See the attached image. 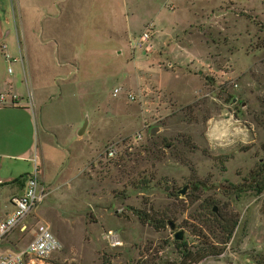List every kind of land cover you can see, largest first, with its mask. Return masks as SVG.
Returning a JSON list of instances; mask_svg holds the SVG:
<instances>
[{"label":"rangeland","instance_id":"rangeland-1","mask_svg":"<svg viewBox=\"0 0 264 264\" xmlns=\"http://www.w3.org/2000/svg\"><path fill=\"white\" fill-rule=\"evenodd\" d=\"M84 9L86 24L62 22L51 49L66 68L41 80L50 100L36 110L39 133L56 127L65 147L44 151L48 196L4 247L27 245L45 224L62 245L58 264H264V192L253 180L264 176V0ZM147 27L153 50H134ZM213 207L239 218L227 243L205 229ZM209 249L220 254L196 262Z\"/></svg>","mask_w":264,"mask_h":264},{"label":"crops","instance_id":"crops-1","mask_svg":"<svg viewBox=\"0 0 264 264\" xmlns=\"http://www.w3.org/2000/svg\"><path fill=\"white\" fill-rule=\"evenodd\" d=\"M92 2L0 0V47L7 45L6 55L0 49V93L17 98L16 104L0 107V221L13 213V198L23 193V178L34 172V161L41 164L46 181L44 151H63L65 147V133L56 127L53 130L42 123L39 133L36 110L50 100L43 87L46 83L41 80L52 79L57 70L66 68L51 48L63 36L62 22L80 26L87 23V14L82 22L77 16L81 17L86 12L84 7ZM36 46L42 48L38 55L34 53Z\"/></svg>","mask_w":264,"mask_h":264},{"label":"built area","instance_id":"built-area-1","mask_svg":"<svg viewBox=\"0 0 264 264\" xmlns=\"http://www.w3.org/2000/svg\"><path fill=\"white\" fill-rule=\"evenodd\" d=\"M0 49L6 55L7 45L3 44ZM133 49L146 53H150L153 50V32L150 27H147L134 40ZM13 61H17V59ZM114 94H120V89H116ZM128 97L132 101L136 99L133 94ZM16 101L17 98L15 96L0 93V107L14 105ZM109 155L114 156L115 150H110ZM34 162L35 172L23 178L25 182L23 193L13 198V213L0 221V264H58L53 259L62 250V245L53 234L51 228L45 224L36 225V228L33 229L32 240L27 245L19 249L4 247L6 243H10L7 240L16 231L21 234H25L28 231L29 218L48 196V189L39 176V163L37 160ZM107 238L113 246L121 244L119 236L112 231L107 233Z\"/></svg>","mask_w":264,"mask_h":264},{"label":"trees","instance_id":"trees-1","mask_svg":"<svg viewBox=\"0 0 264 264\" xmlns=\"http://www.w3.org/2000/svg\"><path fill=\"white\" fill-rule=\"evenodd\" d=\"M253 180H256V187H254V191L257 194H262L264 192V176L261 180H258V176L253 175ZM209 217H207L205 225L206 231H208L211 236L215 239L220 238L223 243H227L233 236L235 229L238 226L239 218L236 214L233 213H225L223 211L214 212L215 207L208 208ZM137 215L143 222L151 224L155 229H161L164 223H154L151 220L148 221V216H145L142 212H137ZM148 221V222H147ZM220 252H214L212 250H207L203 256H201L196 262L199 260L211 256V255H219Z\"/></svg>","mask_w":264,"mask_h":264},{"label":"water","instance_id":"water-1","mask_svg":"<svg viewBox=\"0 0 264 264\" xmlns=\"http://www.w3.org/2000/svg\"><path fill=\"white\" fill-rule=\"evenodd\" d=\"M84 131H85V130H82L81 133H80V135L84 134ZM155 133H156V129H154V130L152 131V134H153V135H154ZM186 192H187V188H184V189H182V190L180 191V194H181V195H185ZM215 211H216V209H215ZM172 228L174 229L175 226L172 225ZM176 239L181 240V239H182V234H180V233L177 234Z\"/></svg>","mask_w":264,"mask_h":264}]
</instances>
